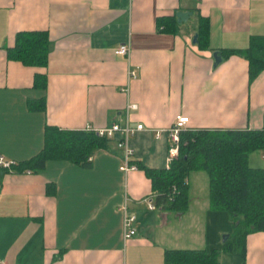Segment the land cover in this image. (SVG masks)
Here are the masks:
<instances>
[{"label":"crops","instance_id":"crops-1","mask_svg":"<svg viewBox=\"0 0 264 264\" xmlns=\"http://www.w3.org/2000/svg\"><path fill=\"white\" fill-rule=\"evenodd\" d=\"M177 11L192 14L176 32L160 31L157 20ZM200 17L203 46L192 40ZM20 31L48 33L46 66L8 58ZM253 35H264V0H0V155H36L47 125L127 122L142 125L129 140L132 162L164 169L176 115L191 129H260L264 70L250 79L244 56L222 53L247 48ZM121 44L128 55L115 53ZM36 74L45 88L34 86ZM263 151L249 154L251 167H264ZM89 158L88 166L49 159L38 171L0 168V264H172L165 252L174 249L217 250L219 264H264V230L246 236L243 254L222 250L230 218L210 208L204 172L189 174L188 206L178 211L156 203L144 170L120 169L116 139ZM124 205L136 217L127 240Z\"/></svg>","mask_w":264,"mask_h":264},{"label":"trees","instance_id":"trees-1","mask_svg":"<svg viewBox=\"0 0 264 264\" xmlns=\"http://www.w3.org/2000/svg\"><path fill=\"white\" fill-rule=\"evenodd\" d=\"M198 44L203 46L207 22L200 17ZM160 31L176 32L174 17L157 20ZM50 40L46 31H20L15 44L7 49L9 59L28 66L47 64ZM224 57L240 54L248 61L249 77L253 79L264 70V35H253L245 49H222ZM46 78L36 74L34 86L45 88ZM44 108V100L36 107ZM110 139L93 131L61 129L47 125L44 144L31 158L16 162L10 169L38 171L49 159L68 160L88 166V158L97 149L106 147ZM264 150L263 127L260 129H191L180 133L177 157L169 167L151 169L136 163L151 181L156 203L169 209L184 211L189 201L188 176L204 172L208 179V199L212 210L225 211L234 227L231 243L222 250L244 252V241L249 233L264 230V167H251L248 156ZM176 189L175 192L173 189ZM166 261L172 264H219V251L205 249L167 250Z\"/></svg>","mask_w":264,"mask_h":264},{"label":"built area","instance_id":"built-area-1","mask_svg":"<svg viewBox=\"0 0 264 264\" xmlns=\"http://www.w3.org/2000/svg\"><path fill=\"white\" fill-rule=\"evenodd\" d=\"M129 46L127 44H121L116 48L115 53L120 55H128L129 53ZM130 75L134 77V73L131 72ZM136 109L135 104L127 105V110L132 111ZM188 117L185 115H176L174 122L170 128L166 130L168 133L170 144L168 147V157H167V167L172 163V161L177 157L178 150H179V140H180V133L188 128ZM142 129V125L139 124L136 127L130 126L127 122L125 123H118L115 122L109 127H104L100 129H93L91 127H86L84 130L86 131H93L97 133L99 136L106 137L108 139H116L117 147L120 148L123 152V161L120 166V169L125 173L134 170L137 168L136 164H134L131 160L133 155V150L129 145L130 137L136 130ZM164 130H157L155 131V135L158 137L161 132ZM263 158H264V151H263ZM90 161L91 158H88ZM16 161L7 159L3 155H0V168L2 169H10L11 166L15 165ZM175 188L173 191L175 192ZM147 202V206L149 209H155L156 205L151 202V200L145 199ZM123 211V218H122V236L124 240L129 239L135 234V215L129 213L126 206L122 207ZM4 264V263H1ZM181 264V263H177Z\"/></svg>","mask_w":264,"mask_h":264},{"label":"water","instance_id":"water-1","mask_svg":"<svg viewBox=\"0 0 264 264\" xmlns=\"http://www.w3.org/2000/svg\"><path fill=\"white\" fill-rule=\"evenodd\" d=\"M192 14L191 11H177L176 12V22L178 24H182L183 22H185L188 17ZM197 37H198V34L195 33L194 36H193V43H196L197 42ZM212 57H213V65L216 66L217 64H219L221 61H222V55L220 53L219 50H215L213 53H212Z\"/></svg>","mask_w":264,"mask_h":264},{"label":"rangeland","instance_id":"rangeland-1","mask_svg":"<svg viewBox=\"0 0 264 264\" xmlns=\"http://www.w3.org/2000/svg\"><path fill=\"white\" fill-rule=\"evenodd\" d=\"M201 175H203V177H205V179H206V181H207V178H206V176H205V174H203V173H200ZM202 189H200V191H201ZM228 226H229V229H228V231H226L225 233H223V234H221V240L223 241L224 239V243H223V246H224V244H226V243H231V236L233 235V232H234V227H233V225H232V223H231V221L229 220L228 221ZM226 237V238H225ZM226 242V243H225ZM222 246V247H223ZM226 252H229V251H226Z\"/></svg>","mask_w":264,"mask_h":264}]
</instances>
